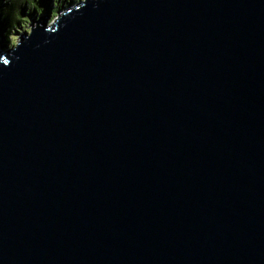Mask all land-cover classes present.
Segmentation results:
<instances>
[{"label": "water", "instance_id": "obj_1", "mask_svg": "<svg viewBox=\"0 0 264 264\" xmlns=\"http://www.w3.org/2000/svg\"><path fill=\"white\" fill-rule=\"evenodd\" d=\"M46 3L0 39V264H264V0Z\"/></svg>", "mask_w": 264, "mask_h": 264}, {"label": "trees", "instance_id": "obj_2", "mask_svg": "<svg viewBox=\"0 0 264 264\" xmlns=\"http://www.w3.org/2000/svg\"><path fill=\"white\" fill-rule=\"evenodd\" d=\"M23 1H25V9L19 7ZM57 2L59 10L62 9L63 4L61 5L60 0ZM46 7H48L46 0H6V3L0 0V39L3 49L11 47L10 39L13 31L21 29L26 20L41 14ZM26 10H29L30 14H26Z\"/></svg>", "mask_w": 264, "mask_h": 264}, {"label": "rangeland", "instance_id": "obj_3", "mask_svg": "<svg viewBox=\"0 0 264 264\" xmlns=\"http://www.w3.org/2000/svg\"><path fill=\"white\" fill-rule=\"evenodd\" d=\"M59 1V0H53V5L54 7L52 8V11H51V23H54L57 18L59 17L60 15V12L63 10V9H60L59 10V6H57L56 2ZM82 0H60L61 2V5L63 4V6H69V5H75V4H79ZM4 3H6V0H4ZM58 3V2H57ZM60 5V6H61ZM19 7H23L24 9L26 8L25 7V1H23ZM63 8V7H62ZM42 12V11H41ZM45 14V11L41 13L42 14ZM26 14H30V11L29 10H26ZM49 14V13H48ZM46 15V14H45ZM28 19V18H26ZM31 25H32V21L30 19L26 20V22L22 25V28L21 29H17V31H13V34L11 35V39H10V45L11 47H16L19 42H20V35L23 34V33H30L31 32Z\"/></svg>", "mask_w": 264, "mask_h": 264}]
</instances>
